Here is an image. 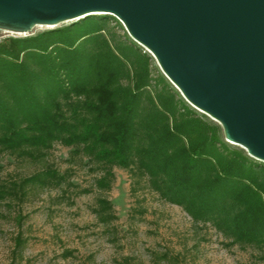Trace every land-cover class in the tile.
Segmentation results:
<instances>
[{
	"label": "trees",
	"instance_id": "16d2710c",
	"mask_svg": "<svg viewBox=\"0 0 264 264\" xmlns=\"http://www.w3.org/2000/svg\"><path fill=\"white\" fill-rule=\"evenodd\" d=\"M112 15H89L67 27L0 42V155L43 163L29 176L0 181V204L15 205L34 189L70 185L49 156L56 143L72 147L98 172L94 212L116 218L105 195L114 168L210 223L264 261V162L197 116L161 75L152 83L150 55L121 35ZM1 169V166H0ZM72 185V184H71ZM21 234L12 250L20 264Z\"/></svg>",
	"mask_w": 264,
	"mask_h": 264
},
{
	"label": "rangeland",
	"instance_id": "374dc122",
	"mask_svg": "<svg viewBox=\"0 0 264 264\" xmlns=\"http://www.w3.org/2000/svg\"><path fill=\"white\" fill-rule=\"evenodd\" d=\"M79 20L38 25L26 34L0 29V42L67 27ZM111 25L151 56L152 83L158 75L163 76L197 116L220 126V135L226 140L223 127L182 95L149 50L130 36L117 17ZM71 151L72 147L56 143L49 156L50 162L67 174L70 185L34 189L19 204H0V264L13 261L12 250L20 234L27 239L20 264H264L256 257V250L229 246V239L210 223L195 222L181 206L153 191L147 178L137 184L139 178L121 167L114 168L115 179L105 193L117 218L109 225L103 224L94 212L101 192L94 189L75 194L76 190L93 187L99 173L90 170L86 158L73 156ZM0 166L3 181L29 176L43 163L3 153Z\"/></svg>",
	"mask_w": 264,
	"mask_h": 264
},
{
	"label": "water",
	"instance_id": "95a60500",
	"mask_svg": "<svg viewBox=\"0 0 264 264\" xmlns=\"http://www.w3.org/2000/svg\"><path fill=\"white\" fill-rule=\"evenodd\" d=\"M113 15L225 139L264 162V0H0V29Z\"/></svg>",
	"mask_w": 264,
	"mask_h": 264
}]
</instances>
